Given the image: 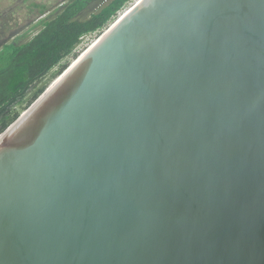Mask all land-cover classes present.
I'll return each mask as SVG.
<instances>
[{
	"label": "water",
	"instance_id": "obj_1",
	"mask_svg": "<svg viewBox=\"0 0 264 264\" xmlns=\"http://www.w3.org/2000/svg\"><path fill=\"white\" fill-rule=\"evenodd\" d=\"M0 134V264H264V0H137Z\"/></svg>",
	"mask_w": 264,
	"mask_h": 264
},
{
	"label": "trees",
	"instance_id": "obj_2",
	"mask_svg": "<svg viewBox=\"0 0 264 264\" xmlns=\"http://www.w3.org/2000/svg\"><path fill=\"white\" fill-rule=\"evenodd\" d=\"M129 0H44L27 6L26 20L39 19L41 29L29 41L8 40L19 28L18 20H7L0 13V134L20 116L18 108L30 105L45 91L42 80L56 69L53 80L68 67L64 62L74 53L81 39L104 29ZM96 6L87 18L89 7ZM56 8V9H55ZM54 10V11H53ZM53 11L54 15L43 17ZM44 19H43V18ZM30 19V20H29Z\"/></svg>",
	"mask_w": 264,
	"mask_h": 264
},
{
	"label": "rangeland",
	"instance_id": "obj_3",
	"mask_svg": "<svg viewBox=\"0 0 264 264\" xmlns=\"http://www.w3.org/2000/svg\"><path fill=\"white\" fill-rule=\"evenodd\" d=\"M43 1L44 0H0V13H2L4 15V17L7 18V20H15V21L18 20V23L20 24L19 28L17 30H15L12 33L11 37L8 39L9 41L17 37L16 41L18 43H23V42L29 41L34 35H36V33L41 29V25H40V21L41 20L39 21L40 18L34 19L31 16L30 19H33V20L28 22V20H26V15H27V12H28L27 11L28 10L27 6L30 5L31 3H37V2L41 3ZM135 1H137V0H129V2L125 5V7L117 14V16L112 21H114L120 14H122L127 8H129ZM96 9H97L96 6L89 7L85 11V13L83 14L82 18L83 19L87 18L92 12H95ZM53 11L50 14H47V15H45L43 17L49 18V17L53 16L54 15ZM97 34L98 33H93V34H90V35H87V36L83 37L81 39L80 43L78 44V46L76 47L74 53H77L83 46H85ZM67 60H64L63 63H65ZM55 71H56V69L51 71L42 80V82L46 78H48Z\"/></svg>",
	"mask_w": 264,
	"mask_h": 264
}]
</instances>
